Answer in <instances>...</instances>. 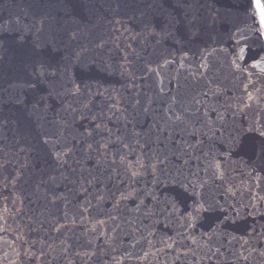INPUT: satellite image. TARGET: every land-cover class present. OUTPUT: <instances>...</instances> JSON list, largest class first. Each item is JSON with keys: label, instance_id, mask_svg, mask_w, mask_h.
<instances>
[{"label": "water", "instance_id": "95a60500", "mask_svg": "<svg viewBox=\"0 0 264 264\" xmlns=\"http://www.w3.org/2000/svg\"><path fill=\"white\" fill-rule=\"evenodd\" d=\"M0 264H264L244 0H0Z\"/></svg>", "mask_w": 264, "mask_h": 264}, {"label": "rangeland", "instance_id": "374dc122", "mask_svg": "<svg viewBox=\"0 0 264 264\" xmlns=\"http://www.w3.org/2000/svg\"><path fill=\"white\" fill-rule=\"evenodd\" d=\"M250 26L258 39L264 40V10L261 0H244Z\"/></svg>", "mask_w": 264, "mask_h": 264}, {"label": "trees", "instance_id": "16d2710c", "mask_svg": "<svg viewBox=\"0 0 264 264\" xmlns=\"http://www.w3.org/2000/svg\"><path fill=\"white\" fill-rule=\"evenodd\" d=\"M262 7L264 8V0H261Z\"/></svg>", "mask_w": 264, "mask_h": 264}]
</instances>
